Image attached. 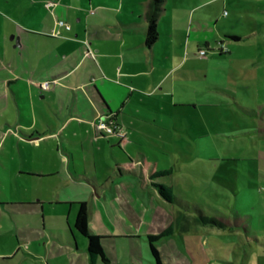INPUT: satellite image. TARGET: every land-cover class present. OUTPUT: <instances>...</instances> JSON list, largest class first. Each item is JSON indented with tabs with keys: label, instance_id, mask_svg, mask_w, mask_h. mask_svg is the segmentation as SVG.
Returning <instances> with one entry per match:
<instances>
[{
	"label": "crops",
	"instance_id": "1",
	"mask_svg": "<svg viewBox=\"0 0 264 264\" xmlns=\"http://www.w3.org/2000/svg\"><path fill=\"white\" fill-rule=\"evenodd\" d=\"M166 1L163 0L160 5L158 38L153 45L147 46L146 14L151 0H0L3 3L0 6V94L7 100H10L8 94H11L19 113V120L16 121L14 106H0V110L4 112L10 111L8 118L5 114L0 115V195L8 199V202L0 203V207L10 213L13 220L20 218L12 208L33 209L31 211L41 216L43 230L49 232L50 238L46 244L50 246V242L55 241V251L58 249L61 254L68 255L72 264H89L88 241L74 227L78 204L83 201H58L55 204L56 215L53 216L64 225V231L59 227L56 234L52 222H49L53 218L52 213L45 214L44 203L39 207L29 203L35 199L24 193L36 189L39 184H45L57 174L46 157L49 151L58 150V138L65 150L63 153L68 159L73 156L68 169L77 182L83 181L95 188L99 187L101 180L96 170L97 167L108 166L101 160L106 149L116 164L122 166L120 174L117 167L113 169L111 179L119 180L112 184L110 192L120 210L104 196V205L114 224L113 230L105 227L93 229L89 225L92 212L84 202L88 208V229L92 235L104 237L102 245L108 256V264H116L118 260L114 248H123L124 253L130 257V261L123 260L122 264H154L146 237L159 234L169 226H173V234L156 244L161 264H188L187 253L194 260L201 252L202 241L199 246L195 242L199 224L193 221L194 209L190 207H200L198 204L184 201L174 194L188 207L176 205L172 208L174 215L168 218L158 205V202L165 203L156 193L154 197L135 180L120 178L129 175L140 177L136 171L128 168L138 157L144 159L148 166H154L148 163L149 155L158 156L142 137L155 142V138L152 139L151 136L157 135L162 140L160 134L144 128L161 124L164 127L170 126L168 122L161 120L167 112L166 104H178L175 99H171L173 96L170 87H177L188 96L191 93L196 95L192 101L184 94L185 98L181 96L182 100L179 101V106L195 109L192 112L194 115L197 108L204 107L215 108L219 112L222 110L224 114V111H231L228 98L241 104L242 101L236 98L237 94H245L248 86L242 85L238 89L227 83L226 88L222 87V84L215 82L220 74L217 73L218 78L211 77L213 68L220 67L230 71L233 76L242 80L243 74L234 69V66L246 68L261 60L258 57L235 58L232 56L234 47H228L226 51L220 47L224 42H220V46H210L205 41L202 46L203 38L206 37L201 30L213 28L210 26L211 21L204 18L209 16L203 14L196 18L198 27L195 28V34L199 39L194 43V56L190 55L188 45L192 23L188 22V16L192 10L185 11L188 12L185 24L178 25L175 18L165 16L168 10ZM167 19L176 24L164 26L161 20ZM58 21H63L64 25H58ZM243 37L238 35V40L225 38L240 44ZM226 43L230 45L229 41ZM202 49L205 51L204 55L199 54ZM211 54L213 56L210 57ZM43 82L50 83V89H39L38 84ZM255 82L256 87L264 93L262 78H256ZM141 100L150 101L152 105ZM183 103L186 105H182ZM147 111L155 112L157 118H153ZM139 118L143 122L138 121ZM194 118L197 123H201L198 116ZM98 119L112 120L126 133V139L103 136V133L93 128ZM193 126L196 127L195 124ZM200 127H204L203 124ZM218 133L227 137L237 135L221 131ZM192 136L196 139L210 137L219 143L227 142L204 129L199 134L194 130ZM67 143L79 144L88 152H83L78 147L70 149ZM133 145L137 149H133ZM27 146L29 149L33 148L29 152L35 150L39 159L32 157L30 153L28 155ZM17 150L23 157V165L16 162ZM115 150L121 155L117 156ZM214 152L220 157L219 153ZM75 153L80 157L74 156ZM123 156L127 161H124ZM76 158L94 167V170H90L91 178H88L87 171L81 164L74 162ZM23 166L31 174L26 173ZM121 169L130 174L125 175ZM155 169L154 166L153 170ZM102 174L107 178L104 171ZM12 177L21 197L25 198L24 201L13 202L17 198L12 194ZM146 195L149 196V202L146 201ZM21 220L26 223L23 218ZM222 221L227 223L226 220ZM29 226L36 227L29 233L21 231L25 240L33 233L43 232L34 223ZM185 231L186 234H181L183 238L180 237L183 241L189 240L194 246L192 248L187 247L186 243V246L178 245L177 239H172L178 232ZM16 239L18 240L17 236ZM77 250L85 252L86 257L77 259ZM9 259L2 258V261ZM55 260L56 253L49 250L45 264H51Z\"/></svg>",
	"mask_w": 264,
	"mask_h": 264
},
{
	"label": "rangeland",
	"instance_id": "2",
	"mask_svg": "<svg viewBox=\"0 0 264 264\" xmlns=\"http://www.w3.org/2000/svg\"><path fill=\"white\" fill-rule=\"evenodd\" d=\"M2 4L0 2V6ZM166 4L168 10L165 12V16L169 19L171 17L175 18L178 25L185 24V18L188 14L185 11L192 10L188 16V22L192 23L188 45L190 55L194 56L193 52L195 50L193 47L198 38L195 34V28L198 27L196 18L203 14L209 16V18H204L211 21L210 26L213 28L199 29L203 31V35L206 37V39L203 38L202 46L205 41H208L210 46H220V42H224L220 47L225 51L228 47H234L232 49L233 57H246L249 59L258 57L262 62L260 61L246 68L234 66V69L241 71L243 74L242 80L233 76L230 71H225L220 67L219 69L213 68L211 77L218 78L217 73L220 74L219 79L215 82L222 84V87H225L227 83L230 86L235 85L238 89L242 85L248 86V91L245 94L241 92L237 94L236 98L242 101L241 104L240 102L235 103L232 98H228L231 102V111H224V114L221 108L222 112L215 108L204 107L197 108L194 115L192 112L195 109L179 106V101L182 100L181 96L185 98V93L177 87H170L173 96L171 99H175L178 104H175L176 106L166 104L165 109L167 112L164 113L161 119L165 123L168 122L170 126L164 127L161 124L157 125L160 128L156 125L152 128H144L146 131L162 136V140L157 135L151 136L152 139L155 138L156 143L147 137H142L158 156L150 154L148 163L154 165L158 172L171 171L170 175L163 177V181L172 188L175 195L184 201L188 200L192 204H198L208 217L226 220L229 227L235 229V231L229 229L217 230L216 228L211 229V227L197 225L199 226L197 229L199 234L195 238V242L199 246V242L202 241L201 252L197 254L194 260L187 253L188 264H264V245L256 244L252 239L257 236L264 243V93L255 85L256 78H262L264 81V0H167ZM184 13L186 14L184 15ZM111 17L114 16L111 15ZM161 21L164 26L176 24L175 21H168V19L167 21ZM187 29H190V27H187ZM228 32L231 34H228ZM177 35L180 34L177 33ZM238 35L244 36L240 44L225 38L238 37ZM228 41L230 45H227L226 42ZM252 72L254 73L252 74ZM180 77L184 78L182 75ZM8 96L10 100L3 98L0 94V106L6 107L8 104L14 106L15 120L18 121L19 113L16 103L11 94H8ZM135 97L138 98L137 95ZM188 98L193 101L196 95L191 93ZM141 101L152 105L150 101ZM185 103L182 105H186ZM147 113L151 114L153 118H157L155 112L147 111ZM2 114L7 115V118L10 117L9 110L4 112L1 109L0 115ZM11 114L13 115V113ZM194 116L199 117L200 124H203L204 127H200ZM188 120H190V123ZM138 121L143 122L141 118ZM194 124L196 127L193 126ZM166 129L170 131H163ZM203 129L212 136H219L227 142L219 143L210 137L196 139L195 136H192L194 130L199 134ZM218 131L229 135L232 133L237 135L227 137L218 133ZM104 135L107 137L103 133ZM57 142L58 150L49 151L46 157L47 161L57 171V174L47 180L45 184H39L36 189L24 192L35 199L29 203L38 205V207L44 203L45 214L48 215V212H50L53 216L56 215L55 204L58 201H83L87 203L92 212L89 225L93 229L99 230L105 227L113 230L114 224L107 212V207L104 205V196L112 201L116 209L120 210L119 205L110 195L113 188L112 184L119 180L111 179L113 169L117 167L115 160L107 149L102 153L101 160L109 167L106 165L97 167L96 171L101 183L98 188H95L92 184L83 181L77 182L72 178L68 167L72 164L71 159L73 156L68 159L63 153L64 149L61 147L59 138ZM67 146L70 149L78 147L81 151L88 152L82 149L79 144L67 143ZM27 148L28 155L30 153L32 157L39 159L35 155V150L29 152L33 148L29 149L28 146ZM133 149H137V146L133 145ZM214 151L219 153L220 157L215 155ZM114 153L117 156L121 155L118 150H115ZM39 156L41 155L39 154ZM74 156L80 157L77 153ZM123 157L124 161H127L126 157ZM16 162L23 165V157L18 150ZM74 162L82 165L83 169L87 171L88 178L92 177L90 170H94L93 166L79 158H76ZM154 166H148L144 159L138 157L129 164L128 168L136 171V174L140 177L129 175L120 179L135 180L136 183H140L142 188H146L155 197V190L150 186V175L154 172ZM119 167L122 168L121 165ZM22 168L26 173H29L27 167L23 166ZM0 169L2 170L1 165ZM77 170L80 169L77 167ZM121 170L123 171V169ZM102 171L108 175L107 178L103 176ZM13 178L14 192L12 194L16 196L17 199L15 200L17 201H11H24L25 198L21 197ZM146 196V201L149 202V196ZM7 200L0 195V203H6ZM158 205L164 211L166 217L170 218L174 215L172 207L161 202H158ZM11 210H14L20 219L13 220L10 213L0 207V264H45L44 260L49 250L56 253V260L52 261L51 264H72L68 255L61 254L58 249L55 251V241H51L52 245L50 246L46 244L50 236L48 230H43L40 215L27 207L12 208ZM61 211H63L62 208ZM47 215L46 221H48ZM49 222H52L56 234H58L59 227L64 231L63 223H60L56 217L53 216L52 219H49ZM30 223L38 225L37 228L40 231L43 230V232L33 233L28 240H25L21 231L29 233L32 228L36 227L29 226ZM99 232L102 233V231ZM186 233L187 231L178 232L172 239H177L176 242L180 243L178 245L184 244L186 246V243L187 247L192 248L194 246L189 240H182L181 234ZM113 250L115 256L118 257L116 264H122L123 260L130 261V257L124 253L123 248H114ZM75 253L79 260L82 256L86 257V253L83 251L77 250ZM2 258L10 259L2 261Z\"/></svg>",
	"mask_w": 264,
	"mask_h": 264
},
{
	"label": "trees",
	"instance_id": "3",
	"mask_svg": "<svg viewBox=\"0 0 264 264\" xmlns=\"http://www.w3.org/2000/svg\"><path fill=\"white\" fill-rule=\"evenodd\" d=\"M163 2V0H151L150 5L148 6L147 10V33L145 38V44L147 46L153 45L157 38H158V32H157V20L159 16V12L161 10L160 5ZM233 40H238V37H231ZM108 119V118H107ZM130 162V160L128 161ZM117 172L120 174V167L117 164ZM125 175L130 174L129 171H122ZM171 174V171H162L158 172L156 169L155 171L150 175L151 179V187L155 190L156 195L168 206L174 208L176 205L185 206L188 207L185 203H182L179 199H177L172 191V188L165 184L163 181V177L168 176ZM162 180V181H160ZM159 182V183H157ZM190 205V204H189ZM190 207L193 210V221L196 224H199L201 226L205 227H213L218 229H229L232 231H235V229L228 227V224L224 221H221L222 219H218L216 217H208L204 212L203 209L195 206L190 205ZM187 210V209H186ZM88 219V208L86 203L81 202L78 204L77 214L74 222V227L76 231L84 236L88 241L87 246V252H88V258H89V264H108V256L103 248L102 245V239L104 237L95 236L92 235L88 229L87 224ZM174 228L173 226H169L165 230H163L161 233L156 235H147L146 241L149 244V251L150 255L154 260V264H161L160 259V253L158 251V248L156 244L160 242L162 239L169 237L173 234ZM253 241L256 242V244L264 245L263 241L261 239H258L257 236L252 238Z\"/></svg>",
	"mask_w": 264,
	"mask_h": 264
},
{
	"label": "built area",
	"instance_id": "4",
	"mask_svg": "<svg viewBox=\"0 0 264 264\" xmlns=\"http://www.w3.org/2000/svg\"><path fill=\"white\" fill-rule=\"evenodd\" d=\"M49 4L51 5V3ZM57 23L58 25H64L63 21H58ZM204 53L205 51L203 49L199 50L200 55H204ZM50 86L51 85L48 82H43V83L38 84L39 89H42V90H48L50 89ZM93 128L96 131H99L106 135L116 136L120 139H126V133L122 129H120L112 120L105 121L102 119H98L96 122H94Z\"/></svg>",
	"mask_w": 264,
	"mask_h": 264
}]
</instances>
